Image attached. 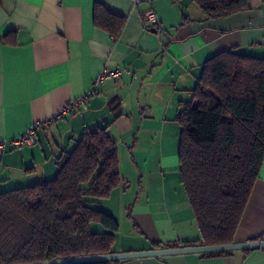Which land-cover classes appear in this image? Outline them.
<instances>
[{
	"label": "crops",
	"instance_id": "0c3cea01",
	"mask_svg": "<svg viewBox=\"0 0 264 264\" xmlns=\"http://www.w3.org/2000/svg\"><path fill=\"white\" fill-rule=\"evenodd\" d=\"M96 1L0 0V141L6 143L0 192L28 185L16 183L36 174L52 178L59 151L106 126L116 142L121 183L100 207L119 223L115 251L185 246L199 232L180 182V102L191 99L203 62L215 53L231 49L264 58V0L213 19L191 0H100L125 17L117 38L93 24ZM149 9L159 22L147 29L141 15ZM116 69L123 71L119 77L94 87L99 73ZM85 95L67 115L52 118ZM43 121L35 143L9 144ZM255 240H264V159L233 238ZM115 264H264V247Z\"/></svg>",
	"mask_w": 264,
	"mask_h": 264
},
{
	"label": "trees",
	"instance_id": "16d2710c",
	"mask_svg": "<svg viewBox=\"0 0 264 264\" xmlns=\"http://www.w3.org/2000/svg\"><path fill=\"white\" fill-rule=\"evenodd\" d=\"M191 1L207 19L249 8V0ZM92 19L113 38L125 24L100 0ZM190 93L176 116L178 160L199 238L184 245L232 243L264 159V58L231 49L215 53L203 62ZM55 164L52 178L0 192V264L115 252L119 223L100 207L121 183L107 127L85 131L69 151L56 154Z\"/></svg>",
	"mask_w": 264,
	"mask_h": 264
},
{
	"label": "water",
	"instance_id": "95a60500",
	"mask_svg": "<svg viewBox=\"0 0 264 264\" xmlns=\"http://www.w3.org/2000/svg\"><path fill=\"white\" fill-rule=\"evenodd\" d=\"M152 31H155L152 28ZM264 247V240L246 241V242H232L223 244H196L179 247H161L157 249H149L143 251H125V252H111L106 254H93V255H80L65 258H57L53 260H47L42 262L30 263V264H77L86 262H98V261H113V260H126L132 258L143 257H163L171 254H183V253H207V252H223L232 251L236 249H249Z\"/></svg>",
	"mask_w": 264,
	"mask_h": 264
},
{
	"label": "built area",
	"instance_id": "2783aa9c",
	"mask_svg": "<svg viewBox=\"0 0 264 264\" xmlns=\"http://www.w3.org/2000/svg\"><path fill=\"white\" fill-rule=\"evenodd\" d=\"M137 0H135L136 2ZM142 20L144 23L145 28L150 29L151 27H153L155 24H157L159 22V18L156 15V13L152 10L149 9L146 12L142 13ZM123 73V71L121 70H110V71H102L101 73H99V75L96 77L95 83H94V87L97 85V83L106 80V79H113L116 77H119L121 74ZM93 92L91 91L92 94ZM87 96H83L81 98H79L78 100H75L69 104L64 105L63 107H61L54 115H53V119H58L60 117H63L65 115H67L73 106L82 103L86 100ZM52 119H48L47 122H50ZM44 124L41 122H36L34 123L27 131L26 133H24L23 135L12 139L9 144L14 146V147H19L22 145H31L33 143H35V132L36 130L42 125ZM6 143L4 141H0V153L4 150Z\"/></svg>",
	"mask_w": 264,
	"mask_h": 264
},
{
	"label": "rangeland",
	"instance_id": "374dc122",
	"mask_svg": "<svg viewBox=\"0 0 264 264\" xmlns=\"http://www.w3.org/2000/svg\"><path fill=\"white\" fill-rule=\"evenodd\" d=\"M38 173H39V172H38ZM40 178H41V177H40V174H36V175L31 176V177H30V180L27 179V181H22V183H16V184H18V185L31 184V183L38 182V181L42 180V179H40ZM26 182H28V183H26ZM12 186H13V185H12ZM8 188H9V187H8Z\"/></svg>",
	"mask_w": 264,
	"mask_h": 264
}]
</instances>
